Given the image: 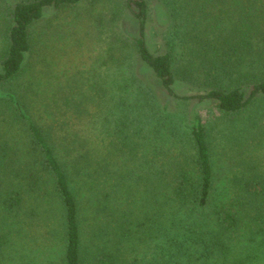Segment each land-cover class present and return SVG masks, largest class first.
Instances as JSON below:
<instances>
[{"label": "trees", "instance_id": "16d2710c", "mask_svg": "<svg viewBox=\"0 0 264 264\" xmlns=\"http://www.w3.org/2000/svg\"><path fill=\"white\" fill-rule=\"evenodd\" d=\"M8 1L0 0V264L50 260L47 241L59 233L61 264L263 261L264 174L241 161L250 173L226 191L215 139L264 103V0H121L108 20L128 12L130 36L118 25L109 33L86 90L74 75L67 84L38 79L29 61L46 10L85 0ZM159 11L160 46L151 49L148 21ZM44 90L59 95L66 120L48 102L40 111ZM198 104L213 105L217 130ZM51 193L60 232L49 236L40 228Z\"/></svg>", "mask_w": 264, "mask_h": 264}, {"label": "rangeland", "instance_id": "374dc122", "mask_svg": "<svg viewBox=\"0 0 264 264\" xmlns=\"http://www.w3.org/2000/svg\"><path fill=\"white\" fill-rule=\"evenodd\" d=\"M15 0H10L7 4L14 3ZM121 0H85L80 4L72 8L63 9H47L44 13L43 18L34 25L33 27V37L35 43L34 52L30 54L29 61L31 64V75L39 79L42 76L43 79L49 80L50 83L54 84L56 81L61 82V84L69 83V80H73L71 75H74L81 83L80 90H86L89 85L96 80L94 76L95 69H99L102 64L97 63V59L103 56L107 49V38L109 33L113 30H117L116 25L120 27L121 33L125 36L128 34L130 36V31L133 28V20L130 15L124 12L120 18L114 23V26L109 23L108 11L110 7L120 4ZM158 13V14H157ZM161 12H153L151 19L148 21V42L153 49L155 45L160 46V40L156 32L159 27H162L163 22L161 21ZM119 30V29H118ZM59 69H70L68 72L70 75L59 74ZM101 70V69H99ZM104 70V69H102ZM135 70L138 77L145 83H148L155 90L158 91L156 85L153 83V79L148 70H146L140 62L136 61ZM60 75V76H59ZM54 76H57L56 79ZM41 78V79H42ZM45 90L48 88L47 86ZM49 89V88H48ZM45 90L39 95L37 102L40 111H46V102H48L49 109H60L61 105H56L57 96L52 91ZM39 89L37 88L35 94L37 95ZM56 95L57 97H55ZM51 102V103H50ZM62 103V101L60 102ZM263 102H257L253 109L245 111L236 120H241L242 123L235 122L230 129L226 131L225 137L218 136L216 133L218 127H216L217 121L219 122V116L215 108L211 104H198L194 107L196 110L204 117L209 126L215 127L214 136L217 147V164L219 166V176H223L225 190L233 186L232 181L235 182V177L243 176L242 171L246 175H249L248 171H245L243 167L239 166L240 162H244L249 165H258L261 173L264 174V111L260 109ZM260 109V114L257 115V110ZM56 110L59 114L58 119L63 121L64 116L62 111ZM256 119L255 126H248L246 123L249 118ZM239 118V119H238ZM67 119V118H66ZM65 119V120H66ZM71 120L68 118L67 121ZM50 120L46 119V123ZM223 126V124H221ZM242 127V128H241ZM228 167H230L228 169ZM231 168H233L232 171ZM250 168V166L248 167ZM228 169V170H227ZM230 171V172H229ZM226 172L228 174H226ZM226 175V176H225ZM226 179V181H225ZM228 180H232L230 183ZM51 200V210L48 211V228L41 227L40 231L45 232L50 231L49 236L52 233L60 232V206L58 200L54 198L53 193L50 194ZM46 214V215H47ZM45 218V217H44ZM39 228V227H38ZM37 228V232H38ZM34 229L28 231L29 234L27 240L32 247H37V241L29 236ZM16 233V232H15ZM40 233V232H38ZM43 235L42 233H40ZM16 234H14V237ZM35 235V234H34ZM50 251V260L44 261L39 255L37 256V261L33 264H61L60 259V233L55 236H50L47 241ZM25 249V248H24ZM35 250V252H36ZM220 264H234L231 260L229 262H221ZM258 264H264L260 261Z\"/></svg>", "mask_w": 264, "mask_h": 264}]
</instances>
